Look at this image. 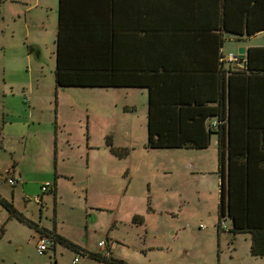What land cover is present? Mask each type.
Returning <instances> with one entry per match:
<instances>
[{
	"label": "crops",
	"instance_id": "0c3cea01",
	"mask_svg": "<svg viewBox=\"0 0 264 264\" xmlns=\"http://www.w3.org/2000/svg\"><path fill=\"white\" fill-rule=\"evenodd\" d=\"M11 2L15 4L13 10L18 9V5H24L25 10H17V12L21 11L25 14V20L14 23L17 25L23 21L26 24L27 37L23 41L16 40L15 33L12 31L11 39L21 44L25 50L24 54H18L21 57L20 60H13L14 67L10 65V62L9 66H4L5 73L10 74L9 77H17L18 65L26 63V66H29L28 69L33 66L32 55L39 58L40 49L31 38V29L40 31L42 34L49 35L52 40L55 39L53 73L56 105L60 91L72 89L82 93H102L111 100L99 102L96 109H102L101 112L106 110L113 115L104 117L101 115L97 118L104 123V130L99 134V140H95L90 117L86 121L78 117L82 124L81 129L84 130L79 132L73 143L79 147L77 154L72 158L70 156L74 149H69L70 142H67V149L60 151V140L56 134L53 150L56 165L52 169L51 147L45 152L30 143L32 137L43 135L41 128L32 135L33 126L36 124L34 113L38 105L33 102L35 90L31 87L30 94H24L25 99L28 100L27 103L30 104L28 109H9L5 106L4 119L10 123H14L15 116L24 121L28 118L24 122L25 134L11 133L9 138L12 139L17 135L21 140L29 138V146L24 143L22 149L21 146L17 149L8 143L6 139L8 137L3 129H0V150H4L6 155L9 154L12 162L17 163L18 153L19 158L23 156L22 162L26 161V158L36 161L37 165L33 172L42 175L51 186L47 191L42 190L41 193L44 182L37 183L40 185L38 191L36 188L34 190L37 196L33 197L34 200L31 198L28 201H35L34 203L41 207L40 212L38 215L28 216L19 210L16 198L19 194H23L27 199L26 193L29 189L27 186L33 182L28 181L27 184L23 177L24 171L21 169L16 171L15 164L0 169L1 177L5 178L6 184H10L9 179L15 180V184L9 185L14 189L11 196L3 191L5 185L0 182V199L12 204L22 220L11 216L0 204V264H60L63 250L73 254V261L77 257L83 258L82 254L79 255L75 250L59 243H51L49 249L40 255L37 251V243L41 237L48 236V232L78 246L80 248L78 251L86 253L91 260L89 254H100L98 251L94 252V247L97 245L96 248H99V242L106 240L110 243L112 258L124 261L126 264H143V259L149 258L148 251L155 250V247L151 245L138 247L128 241L133 239L134 233L144 230L142 239L145 242L149 234L146 227L149 217L159 212L152 204L151 197L146 198L142 194L136 203L128 194L134 174L138 179L137 187L144 186V179L150 182L154 180L153 186L148 183L151 190L152 187L158 186L157 178H160V173L156 175V172L160 171V168L165 170V175L168 172L170 174L174 171L180 172L181 166L187 162H192L200 168V161L196 155L201 156L205 153L214 155L215 150L218 149V142L216 138L211 137L208 147L192 148L208 138L201 122H198L202 111L196 107V104H203L207 100L217 101L222 98V95L227 100V90L230 89L246 92L245 100L248 108L252 100L256 101L262 95L264 96V59L258 55V52L264 53V19H254L252 13L245 15L240 25L232 23V32L238 31L237 33L242 35L228 33L225 36L216 30L213 33L207 32L212 18L213 25L209 29L222 28L223 6L224 10L226 6L234 8V4L229 5L225 0H218L215 3L218 16L217 27L214 23L215 7H213V17L212 14L207 13L206 7L208 3L215 0H65L61 11L59 0H11ZM210 7L209 5V9ZM34 10H38L36 12L39 13V17L28 14L35 12ZM14 19L15 17L12 20ZM216 35L220 38L225 37L222 43H216ZM257 36L263 37L260 38V44L246 45L243 47L245 52L241 55L237 51L228 52V54L238 55L241 62L243 60L251 62L254 73L261 71V74L250 75L251 77L232 76L231 80L228 79L220 69L219 61L222 55H227L223 50L226 41H238L245 38L249 41L258 38ZM59 69L62 86H58L56 80V71ZM4 81L7 89L13 93V97L16 96L15 88L24 84L13 79H4ZM72 82L84 85L74 86ZM2 90L3 88L0 87V91ZM38 90L39 88L36 89ZM249 90H252V96ZM6 91L3 90L5 98L9 96ZM129 93H137L145 97L146 113L143 116H129L137 111L135 110L137 106H126L123 112L126 116H121V94L129 95ZM58 111L57 108V126L65 129L69 124L64 118L59 120ZM259 117L264 118V110H261ZM104 118L111 123L110 127L107 126ZM254 118L257 117L248 115L247 124L253 125L251 119ZM257 122L260 121L257 119ZM126 125L128 128L125 127ZM151 125L156 140L162 143L163 148L147 147ZM46 135V141L41 142L43 146L48 144V134ZM101 138L104 142L100 140ZM253 139L256 150L255 152L248 150V152L264 164V133H258ZM114 149H118L120 154L121 150L127 151V154L121 157L115 154ZM188 156H192V160H189ZM0 159L5 162V165H9L1 154ZM82 160H86V167L82 164ZM92 162L95 164V184L98 188L93 192L96 191L103 198L98 202L94 200L92 194L81 196V193H85V190L89 191L90 188ZM189 169L187 167L185 173ZM142 175L144 179L140 181ZM127 176H129L128 181H126ZM215 178L220 185L219 179L216 176ZM83 181H86V185L77 189ZM171 181L172 177L166 176L167 185ZM256 182L257 178L253 176L252 186L255 188H257ZM125 183L126 189L121 195V189L124 188ZM171 189L169 187V191ZM48 193H52L56 201L51 219L45 216L43 211V206L46 204L44 196ZM255 196L260 198L259 190L256 191ZM63 201L72 210H79L83 206L84 220L80 222L75 217L66 215L64 207L60 206V202ZM262 209V213L258 214L261 215V219L253 218L259 223L264 219L263 205ZM94 213L107 214L109 217L104 234L99 233L100 236L96 224V221L99 222V216H94ZM92 215L95 217L93 220ZM44 216L49 219V223L43 222ZM175 216L177 217L176 214ZM69 217L72 223L78 226V230L64 227ZM229 224L231 227L230 222ZM122 228L125 229L124 233L121 232ZM103 235H105L104 238ZM220 235L221 233L218 236L219 241ZM233 236L234 241L242 236L250 238L251 249V234ZM131 249L136 255L130 254ZM51 251L53 254H49ZM140 253L144 254V257ZM249 254L252 259L260 260L261 264H264V257H253L250 252ZM88 258H83L87 261L84 260L82 264H90ZM149 261L152 262V259ZM77 264H80V261Z\"/></svg>",
	"mask_w": 264,
	"mask_h": 264
},
{
	"label": "rangeland",
	"instance_id": "374dc122",
	"mask_svg": "<svg viewBox=\"0 0 264 264\" xmlns=\"http://www.w3.org/2000/svg\"><path fill=\"white\" fill-rule=\"evenodd\" d=\"M14 3L11 0H4L0 8V87L3 90H7L6 93L9 94L7 98L4 97L3 90L0 91V129H3L4 134L8 138V143L12 144L17 149L23 148L25 145L29 146L28 139L21 140L17 135L16 137L9 138L11 133L25 134L24 132V122L21 118L18 119L17 116L14 117V123H10L7 119L5 120V106L9 109H28L30 104L28 100L25 99L24 94H30L31 87L35 90L33 102L37 103L36 112L34 116L36 118V124L33 126V133L39 128L43 131V135H37L30 139V143L36 145V148L41 151H47L51 147V152L55 148L54 137L57 134L60 140V151L67 149V142L69 141L71 146L69 149H74L71 158L77 154L78 145H74V141L79 134L83 131L82 124L80 123L78 117H81L82 120L86 121L90 117L91 127L93 126V133L95 140H99V134L103 133L104 123L98 121L97 118L104 116H112L113 114L102 109H96L97 104L110 101L111 98L102 94V93H82L69 89L67 91H60L57 95V105H56V94H55V77H54V68H53V59H54V40L51 39L49 35L42 34L40 31L31 29L32 40L40 49V57L36 58V55H32L33 66L29 68L26 66V63L18 65L19 73L17 77H9L3 70L4 66L12 67L15 66L13 60H20L21 57L19 53L24 54L25 48L17 43L14 39H11L12 31L15 33L16 40H25L27 37V26L23 21H20L17 25L14 22L18 20H25V14H22L21 11L25 10L24 5H18V9L13 10ZM17 10H21L17 12ZM35 12L28 13L33 17L38 16V10ZM19 14L20 16H18ZM13 17H15L14 20ZM31 21V19H30ZM49 25V22L47 26ZM49 32V30H48ZM42 35H44L42 37ZM253 40L247 38L238 40V41H226L224 45V53L226 57L230 54L238 56L236 54L228 52H235L245 47L246 45H256L261 43L262 36H257ZM32 47V46H30ZM237 48V49H236ZM52 67V68H51ZM4 79H13L23 82V85L15 88V97L11 93L10 89H7L5 86ZM33 84V86H31ZM39 88L38 91L36 89ZM126 106H137L136 112L129 114V116H143L146 113V103L145 97L137 93L121 94V116L124 115V108ZM57 108H58V118L59 120L65 119L69 124L65 129L57 126ZM127 114V113H125ZM100 115V116H99ZM128 115V114H127ZM105 119V118H104ZM106 120V119H105ZM107 121V120H106ZM111 123L107 121V126L110 127ZM41 126V127H40ZM128 128V125L125 126ZM48 140L47 145L43 146L41 142ZM82 139L83 134H82ZM101 141L104 142V139L101 138ZM22 151V150H21ZM213 153H205L200 156L197 154L196 157L200 161V168L194 163H184L185 165L181 166L180 172L174 171L172 174L169 172L165 175V170L160 168V171L156 172V175L160 173V178L158 177V186L156 188L152 187L149 190L148 183L152 186L154 185V180L151 182L148 179H144L143 175L140 179H144L143 187H137L138 179L134 174V179L132 181V186L129 189L128 194L134 198V202H138V199L141 198L142 194L146 198L151 197L152 204L157 208L159 213L151 215L149 221L147 222L146 227L148 228V238L143 242V235L145 234L144 230H139L137 233L133 234V239L128 241L130 244L138 245H151L155 247V250L148 251V257L143 259V264H261L260 260L252 259L250 257V238L247 236L238 237L234 241V236L228 231L230 228L229 222L227 221L226 230H218V205L220 202V188L219 184L216 181L215 176H217L218 168V159H217V150ZM0 154L6 158L8 166L5 165V162L0 159V169L11 167L15 164L16 171L20 169L24 171V181L27 183L33 182L31 185L27 186L28 191L26 193L27 199L23 194H19L16 198V204L22 212L26 215L31 216V214L38 215L39 206L34 202H29L31 198L37 196L35 193V188L37 191L40 189V185L37 183L44 182V184L49 183L48 180L37 173L33 172V169L36 168V161L33 162L32 159L26 158V161L22 162V158H19L16 162L11 161L9 154H5L4 150H0ZM94 154V152L92 153ZM63 155V154H62ZM66 155V152H64ZM99 156V155H98ZM195 156V155H192ZM188 156L189 160H192ZM202 157V158H201ZM50 165H53L52 169L56 165V157L54 162V151L51 155ZM82 164L86 167V160H82ZM190 168L186 171V168ZM95 164L92 162V177L89 178L90 188L89 191L85 190V193L82 195L92 194L94 200H102L99 194L93 192V190H98L95 184V173H94ZM199 168V170H198ZM184 170V171H183ZM189 171V172H188ZM192 174H189V173ZM215 173V174H214ZM155 175V176H156ZM166 176L168 178L171 176L172 181L166 183ZM129 176H127L128 181ZM0 182L3 183V191L11 196L12 189L9 185L5 183V178L0 177ZM46 182V183H45ZM28 184V183H27ZM82 185H86V181H83L77 186V189ZM169 187L172 189L169 191ZM126 183L123 189H121V195L125 192ZM42 193V188H41ZM52 193L46 194L44 196L46 199V204L43 206V211L45 216L51 219L54 215L55 200ZM73 195V194H72ZM33 198V200H34ZM76 202L77 196L75 195ZM84 199V198H83ZM68 200V199H67ZM69 201V200H68ZM85 202V199H84ZM70 204V201H69ZM102 204V203H100ZM72 206V204H70ZM60 206L64 207V213L69 216L75 217L76 220L82 222L84 220V207L81 206L79 210H72L69 205L63 201L60 202ZM147 206V205H146ZM174 214V215H173ZM177 215V217L175 216ZM94 216L97 213L93 214ZM92 215V220L95 218ZM43 217V222L49 223L47 217ZM99 222L96 221L98 234H104V230L108 224V215L107 214H98ZM38 217V216H37ZM49 221V222H48ZM64 227L77 229L78 226L72 223L69 217V221H65ZM78 230V229H77ZM122 233L125 232V229L122 228ZM121 233V234H122ZM219 233L220 241L218 240ZM99 234V236H100ZM140 234V235H139ZM105 235L102 237L104 238ZM27 238V237H26ZM97 247V245H96ZM94 247V252H100L99 248ZM53 254V251L49 252ZM94 254V253H92ZM132 255H136L131 249ZM140 255L144 257V254ZM78 256V255H76ZM73 254L63 250V254L60 256V264H73ZM80 258V264L84 263L85 259ZM86 258V257H85ZM88 258V257H87ZM152 259V262L149 261ZM87 261V260H85ZM88 263L90 264H112L106 262L105 260L98 259H89ZM114 264V263H113Z\"/></svg>",
	"mask_w": 264,
	"mask_h": 264
},
{
	"label": "trees",
	"instance_id": "16d2710c",
	"mask_svg": "<svg viewBox=\"0 0 264 264\" xmlns=\"http://www.w3.org/2000/svg\"><path fill=\"white\" fill-rule=\"evenodd\" d=\"M4 0H0V8ZM227 4H234V8L226 6L224 10L223 6V18L222 28H216L218 26L217 6L215 2L208 3L207 13L212 14L213 7H215V28L209 29L213 25L212 23L207 28L208 33H213L215 30L221 35L227 36L229 33L238 34L232 32V23L240 25L245 15H251L254 19H264V0H225ZM65 0H59L60 11L64 5ZM237 30V29H236ZM215 35V34H214ZM238 34L237 36H241ZM60 37H58L59 39ZM225 37L221 38L216 35V43L220 44L223 42ZM59 44V40H58ZM261 59H264V53L258 52ZM252 59V58H251ZM220 61L221 70L228 79L232 76L245 77L252 76L255 71L252 69L251 62L247 60H241L237 57L236 61L228 63L226 56L222 55ZM250 76V77H251ZM57 85L62 86L60 69L56 71ZM74 86H83L78 82H72ZM230 85V81H229ZM250 96L253 95L252 90H249ZM246 92L232 89L227 90V100L224 95L217 101H205L203 104H196V107L202 111L199 116L198 122H201L203 129L206 132L208 138L200 144H196L192 148H206L209 146L211 137L217 139V159H218V170L217 176L220 182V202L218 206V230H226V222L231 223V227L228 231L233 235L239 234H251L252 243L250 253L253 257H264V219L259 221L253 220V218L261 219V214L264 206V164L256 160L249 152L256 150V144L253 137H256L258 133H264V118H260L261 110H264V96L252 100L250 107H247ZM153 100V94L151 92V101ZM216 103V105H214ZM236 114V118H234ZM255 116L257 118L251 119L252 124H247V116ZM196 116V113H195ZM259 117V118H258ZM257 119L260 122H257ZM251 133V134H247ZM155 137V133L152 129V125L149 128V137L147 147L150 149L163 148L162 143ZM115 154L123 155L127 154V151L118 149L113 150ZM260 169V170H259ZM257 178L256 187L252 186V178ZM14 180V179H13ZM259 190L260 198L254 197L256 191ZM0 204L10 213L11 216L20 219L19 213L14 209L12 204H9L0 199ZM259 212H256V210ZM252 219V220H251ZM21 220V219H20ZM22 221V220H21ZM259 223V224H258ZM223 225H226V229H223ZM230 225V224H229ZM48 236L51 243H59L66 248L75 250L82 257H88L85 253H80V248L73 243L48 232ZM45 253V252H44ZM43 253V254H44ZM91 258L98 260H105L114 264H126L124 261L116 260L114 258L103 259L100 254L91 255Z\"/></svg>",
	"mask_w": 264,
	"mask_h": 264
},
{
	"label": "built area",
	"instance_id": "2783aa9c",
	"mask_svg": "<svg viewBox=\"0 0 264 264\" xmlns=\"http://www.w3.org/2000/svg\"><path fill=\"white\" fill-rule=\"evenodd\" d=\"M238 56H234L232 54L228 55L226 57V61L228 63L236 61ZM2 174L0 173V177ZM8 182L10 184H15V180L9 179ZM51 184L46 183L43 185V191H47L50 188ZM223 229H226V225H223ZM51 245V241L49 238L41 237L37 243V251L40 255H42L44 252H46L49 249V246ZM98 247L100 249V255L103 259H110L112 258V252H111V246L110 243L106 240H103L99 242ZM80 261V259L77 257L74 259L73 264H77Z\"/></svg>",
	"mask_w": 264,
	"mask_h": 264
},
{
	"label": "water",
	"instance_id": "95a60500",
	"mask_svg": "<svg viewBox=\"0 0 264 264\" xmlns=\"http://www.w3.org/2000/svg\"><path fill=\"white\" fill-rule=\"evenodd\" d=\"M244 52H245V49H244V48H240V49L238 50V54H239V55L243 54Z\"/></svg>",
	"mask_w": 264,
	"mask_h": 264
},
{
	"label": "bare ground",
	"instance_id": "6f19581e",
	"mask_svg": "<svg viewBox=\"0 0 264 264\" xmlns=\"http://www.w3.org/2000/svg\"><path fill=\"white\" fill-rule=\"evenodd\" d=\"M111 242V241H110ZM79 258V257H78ZM80 259V258H79Z\"/></svg>",
	"mask_w": 264,
	"mask_h": 264
}]
</instances>
